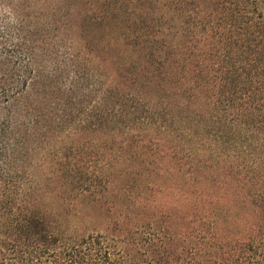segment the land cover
I'll use <instances>...</instances> for the list:
<instances>
[{"label":"trees","instance_id":"trees-1","mask_svg":"<svg viewBox=\"0 0 264 264\" xmlns=\"http://www.w3.org/2000/svg\"><path fill=\"white\" fill-rule=\"evenodd\" d=\"M0 264H264V0H0Z\"/></svg>","mask_w":264,"mask_h":264}]
</instances>
